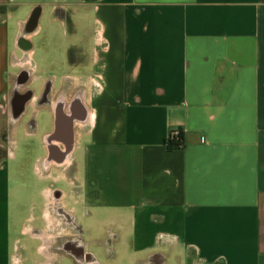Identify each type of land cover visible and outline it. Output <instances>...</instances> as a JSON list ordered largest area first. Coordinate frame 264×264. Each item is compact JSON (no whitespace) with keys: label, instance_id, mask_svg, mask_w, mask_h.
Segmentation results:
<instances>
[{"label":"crops","instance_id":"crops-1","mask_svg":"<svg viewBox=\"0 0 264 264\" xmlns=\"http://www.w3.org/2000/svg\"><path fill=\"white\" fill-rule=\"evenodd\" d=\"M30 3L40 9L25 36L29 48L20 41L28 16L12 39L0 18V127L33 134L38 112H49L46 152L34 168L66 189L38 190L44 226L21 228L40 241L38 259L29 258L12 236V150L0 144V264L75 261L73 243L64 244L76 235L82 264H264V0ZM47 8L49 21L63 26L55 9L70 13L60 76L54 63L37 73L32 39ZM21 69L22 88L31 82L36 96L35 82L49 81V99L63 83L81 90L87 117L73 121L72 156L59 166L45 162L44 137L56 120L50 102L33 107V123L24 111L11 119ZM175 129L184 146L169 149Z\"/></svg>","mask_w":264,"mask_h":264},{"label":"rangeland","instance_id":"rangeland-1","mask_svg":"<svg viewBox=\"0 0 264 264\" xmlns=\"http://www.w3.org/2000/svg\"><path fill=\"white\" fill-rule=\"evenodd\" d=\"M30 2H33V0H0V18L6 22L9 37H11V39L17 30L18 21L26 19L32 10ZM3 5L6 6V10L1 9ZM49 12L50 9L48 10L47 8L46 13L40 19V23L44 28L43 32L34 36L32 39L33 46L36 49L34 57L39 66L37 73L41 69L42 73L45 74L48 72L46 68L54 63L55 69H53V71L60 76L67 66L66 46L71 40L70 27L66 25L63 26L59 21L50 22L48 19ZM64 30L65 32L67 31V35ZM26 59L29 61L28 57ZM60 82L58 81V84H60ZM35 85L39 87L38 90H40L41 85L38 82H35ZM25 119H28V116L25 117ZM51 122L50 113L43 109L37 114V130L33 134H27L20 124L15 128L9 127L7 124H3V126L0 127V144L2 147L6 148L11 146L12 150L11 156L9 155L5 159L8 163L10 175L9 201L11 223L15 228L12 236L17 237L21 244L27 246L29 250L28 255L31 259H38L35 248L40 241L36 238H32L29 232L25 234L21 233V228L24 227V224L37 228L44 226V220L40 216L39 209L42 205V197L38 190L47 185H54L66 189V185L63 182L53 183L51 177H39L38 171L36 172L34 168L37 156L43 155L46 152L41 142V136L44 130L51 128ZM4 127L9 128L6 131L3 130ZM10 134H12V136ZM6 136L8 137L7 140L4 139ZM18 202H20V204H18ZM31 206H33V208H31ZM32 214L34 218L26 220V217H31ZM59 240L58 238L57 241ZM67 258L63 260V264H74L70 257ZM31 259L29 264H32ZM123 264H127V262L123 261Z\"/></svg>","mask_w":264,"mask_h":264},{"label":"flooded vegetation","instance_id":"flooded-vegetation-1","mask_svg":"<svg viewBox=\"0 0 264 264\" xmlns=\"http://www.w3.org/2000/svg\"><path fill=\"white\" fill-rule=\"evenodd\" d=\"M2 10H6V6L1 7ZM39 6H34L32 10L30 11L27 21L24 25L22 34L20 36V41L22 46L29 48L31 46L30 42L25 38V36L29 33H31L34 29V26L37 23V17L39 14ZM54 14L56 17L63 20L66 24V26L71 27V22L69 20V11H65L60 8H56L54 11ZM28 81V72L25 69H21L19 74L13 78L12 84H11V90H10V116L11 119L15 121L17 119V116H19V113L24 111L26 115H30V121L33 123L34 121V114H29L31 111H33V107L41 105L45 102H50L51 106L54 109L55 119L65 122H73L76 120H84L87 117L86 110L82 103V93L79 89L69 90L67 91L65 83L60 86V88L56 91L51 93L52 97L49 99L50 94V88L51 85L49 81L39 90L38 96L35 95L36 91L35 88H33L31 85V82L24 86H22ZM20 88H22L20 90ZM50 100V101H49ZM63 138H68V134L60 133ZM50 147V145H49ZM50 148L53 149L51 146ZM73 243L74 249L76 253L74 252L75 261L74 264H82L79 260V257L77 256V252L79 251V255H83V248H82V238L79 235H76L73 238H69L68 241L64 244L66 247L67 244ZM87 255H85L86 258ZM84 257V256H83Z\"/></svg>","mask_w":264,"mask_h":264},{"label":"water","instance_id":"water-1","mask_svg":"<svg viewBox=\"0 0 264 264\" xmlns=\"http://www.w3.org/2000/svg\"><path fill=\"white\" fill-rule=\"evenodd\" d=\"M38 18V17H37ZM73 128L74 122H65L55 120L54 131L45 135V143L48 145V155L45 158L46 163L54 162L57 166L63 164L66 160L70 159L73 150ZM68 134V138L60 137L62 133ZM61 144L62 147H60ZM52 144V148L49 145Z\"/></svg>","mask_w":264,"mask_h":264},{"label":"trees","instance_id":"trees-1","mask_svg":"<svg viewBox=\"0 0 264 264\" xmlns=\"http://www.w3.org/2000/svg\"><path fill=\"white\" fill-rule=\"evenodd\" d=\"M179 130V129H178ZM165 144L169 149L181 148L184 146L183 134L179 130L178 134H174L172 130L165 140Z\"/></svg>","mask_w":264,"mask_h":264},{"label":"built area","instance_id":"built-area-1","mask_svg":"<svg viewBox=\"0 0 264 264\" xmlns=\"http://www.w3.org/2000/svg\"><path fill=\"white\" fill-rule=\"evenodd\" d=\"M179 133V130L178 129H175L174 130V134H178Z\"/></svg>","mask_w":264,"mask_h":264},{"label":"bare ground","instance_id":"bare-ground-1","mask_svg":"<svg viewBox=\"0 0 264 264\" xmlns=\"http://www.w3.org/2000/svg\"><path fill=\"white\" fill-rule=\"evenodd\" d=\"M52 144H50V146H51Z\"/></svg>","mask_w":264,"mask_h":264}]
</instances>
